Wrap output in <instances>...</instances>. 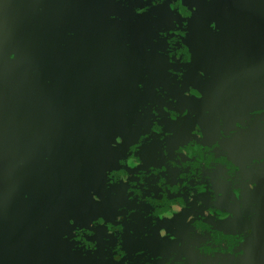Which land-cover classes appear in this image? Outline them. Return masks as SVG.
Instances as JSON below:
<instances>
[{"label":"water","instance_id":"1","mask_svg":"<svg viewBox=\"0 0 264 264\" xmlns=\"http://www.w3.org/2000/svg\"><path fill=\"white\" fill-rule=\"evenodd\" d=\"M0 264H264V0H0Z\"/></svg>","mask_w":264,"mask_h":264},{"label":"flooded vegetation","instance_id":"2","mask_svg":"<svg viewBox=\"0 0 264 264\" xmlns=\"http://www.w3.org/2000/svg\"><path fill=\"white\" fill-rule=\"evenodd\" d=\"M244 169L243 168H238V169H235L234 170V173H238V172H241V171H243ZM252 174H250V176H251Z\"/></svg>","mask_w":264,"mask_h":264}]
</instances>
